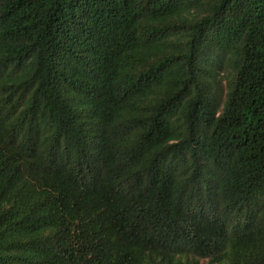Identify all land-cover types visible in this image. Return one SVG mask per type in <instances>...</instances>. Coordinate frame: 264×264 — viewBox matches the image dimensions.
I'll use <instances>...</instances> for the list:
<instances>
[{
  "label": "trees",
  "instance_id": "1",
  "mask_svg": "<svg viewBox=\"0 0 264 264\" xmlns=\"http://www.w3.org/2000/svg\"><path fill=\"white\" fill-rule=\"evenodd\" d=\"M264 264V0H0V264Z\"/></svg>",
  "mask_w": 264,
  "mask_h": 264
},
{
  "label": "rangeland",
  "instance_id": "2",
  "mask_svg": "<svg viewBox=\"0 0 264 264\" xmlns=\"http://www.w3.org/2000/svg\"><path fill=\"white\" fill-rule=\"evenodd\" d=\"M201 264H208L206 259H201Z\"/></svg>",
  "mask_w": 264,
  "mask_h": 264
}]
</instances>
